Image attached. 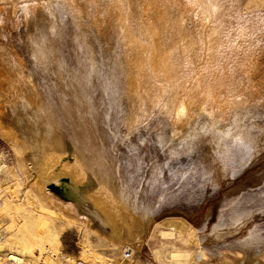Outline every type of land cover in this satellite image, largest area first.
Returning <instances> with one entry per match:
<instances>
[{"label":"rangeland","instance_id":"obj_1","mask_svg":"<svg viewBox=\"0 0 264 264\" xmlns=\"http://www.w3.org/2000/svg\"><path fill=\"white\" fill-rule=\"evenodd\" d=\"M130 1L0 0V264L61 251L88 264H247L242 250L264 246V52L251 64L255 17L242 38L232 31L264 0H232L227 29L202 21L197 0ZM167 47L184 54L164 82L154 76ZM175 101L188 107L178 122ZM38 171L53 179L39 184ZM71 179L106 201L123 240L63 194ZM121 204L150 225L124 219Z\"/></svg>","mask_w":264,"mask_h":264},{"label":"bare ground","instance_id":"obj_2","mask_svg":"<svg viewBox=\"0 0 264 264\" xmlns=\"http://www.w3.org/2000/svg\"><path fill=\"white\" fill-rule=\"evenodd\" d=\"M78 1V0H77ZM110 2H112V3H110V4H113V3H115V2H121V1H123V2H125L126 1V4H131V1L130 0H109ZM161 1H163V0H161ZM161 1H159V2H161ZM185 1V0H184ZM198 2H196V3H198L199 4V7H198V9H197V11H196V14L198 15V16H200L201 17V20L202 21H206V20H211V17H215V20L216 21H218V24H220L219 25V27H224V28H230V27H232V24H233V21H234V17H233V9H234V5L232 6L231 5V3H232V0H197ZM237 1V0H236ZM243 2H245V0H239V5H241V3H243ZM146 3V2H145ZM154 3V2H153ZM187 3V2H186ZM67 4V3H66ZM88 4H89V2H88ZM119 4V3H118ZM123 4V3H122ZM91 5V4H90ZM127 6V5H126ZM146 6V5H145ZM93 7V6H92ZM121 7V6H120ZM238 7V6H237ZM54 8V7H53ZM127 9V7H124V9ZM148 8V7H147ZM165 8H166V6H165ZM236 8V7H235ZM240 8H241V6H240ZM240 8H239V10H240ZM81 9V8H80ZM223 9V10H222ZM53 10H55V9H53ZM59 10H61V9H59ZM87 10V9H86ZM238 10V11H239ZM80 11V10H79ZM78 11V12H79ZM237 11V12H238ZM91 12V11H90ZM100 12V11H99ZM123 12H125V11H123ZM241 12H242V10H241ZM104 13V12H103ZM106 13V12H105ZM240 13V12H239ZM245 14H243L245 17H242L239 21H238V23H235L234 25H233V30L232 31H234L233 32V34L235 33V34H237L236 36H238V37H240L241 36V33H242V31L240 32L239 31V33H237V31L239 30V29H243V28H247L248 26H250V25H248V26H246L247 25V20H246V18H252V17H255L256 18V21H254L255 19H253V21H254V24H253V27H254V29H255V32L256 31H258L259 33H255V40L254 41H252V51L250 52V58H251V60H249L250 62H251V64H256L257 65V60H255L256 58L255 57H257L258 55H260L261 54V52H264V8H262L261 10H251V12H244ZM80 14V13H79ZM140 14V13H139ZM234 14H235V12H234ZM237 14V13H236ZM235 14V15H236ZM241 14V13H240ZM84 15V14H83ZM98 15V14H97ZM242 15V14H241ZM85 16V15H84ZM101 16V15H100ZM140 16V15H139ZM196 16V15H195ZM60 17H61V15H60ZM89 17V16H88ZM158 17V16H157ZM156 17V18H157ZM101 18V17H100ZM161 18V17H160ZM238 18V17H237ZM240 18V17H239ZM60 19V18H59ZM143 19V18H142ZM213 20V19H212ZM233 20V21H232ZM114 21V20H113ZM143 21H144V19H143ZM251 22V21H250ZM258 22V24H256ZM217 23V22H216ZM35 25V24H34ZM97 25V24H96ZM215 25H217V24H215ZM154 25H152V24H150V23H148L145 27H144V31L146 32V33H150L151 31H153V27ZM159 26V25H158ZM203 26V25H202ZM212 26V25H211ZM215 27V26H214ZM212 28V31H213V33H219L221 30H220V28L219 27H215V28ZM230 31H231V29H230ZM246 31V30H245ZM253 31V30H252ZM145 33V34H146ZM163 33V32H162ZM231 33V32H230ZM243 33H244V31H243ZM247 33V32H246ZM246 33H244L245 35H246ZM250 33H251V31H250ZM168 35V34H167ZM231 35V34H230ZM253 35V34H252ZM198 36V35H197ZM221 36V35H220ZM235 36V35H234ZM247 36V35H246ZM196 37V36H195ZM222 37V36H221ZM247 37H249V36H247ZM222 38H224V36L222 37ZM235 38V37H234ZM234 38H233V42H234ZM240 38H242V37H240ZM253 38H251V40H252ZM164 40H166V39H164ZM248 40V39H247ZM139 41V40H138ZM239 41V39H237V42ZM241 41V40H240ZM242 41H245V40H243L242 39ZM248 42V41H247ZM246 42V43H247ZM249 42L251 43V41L249 40ZM236 43V42H235ZM242 43V42H241ZM149 44V43H148ZM234 45V44H233ZM251 45V44H250ZM160 46V45H159ZM235 46V45H234ZM240 47L242 46V44L241 45H239ZM245 46V45H244ZM247 46V45H246ZM161 47H164V46H161ZM209 48H211V46L209 47ZM218 48V47H217ZM237 48H238V46H237ZM242 48V47H241ZM161 50H160V52H159V54H158V65H159V63H160V67L158 68V73H156L155 74V78H158V80H163L164 82L166 81V80H168L167 78V74L168 73H171L172 71L173 72H175V69L177 68H174L175 67V64H176V60L178 59V57L179 56H177V53H179V54H181V52H183V54H184V50H181V52L178 50V52L176 51L178 48L177 47H167V48H165L164 50L162 49V48H160ZM216 49V48H215ZM219 49V48H218ZM230 49H232V48H230ZM229 49V50H230ZM217 50V49H216ZM222 50V49H221ZM234 50V49H233ZM243 50V49H242ZM218 51V50H217ZM224 53L226 52V48L224 49V50H222ZM41 52V51H40ZM158 52V51H157ZM186 52V51H185ZM237 52V51H236ZM239 52H240V50H239ZM243 52H244V50H243ZM39 53V52H38ZM219 53V52H218ZM217 53V54H218ZM222 53V52H221ZM220 54V53H219ZM187 55V54H186ZM223 55V54H222ZM220 56V57H222L221 58V60L224 58L223 56ZM233 55V52L231 53V56ZM216 56H219V55H215V57ZM228 56V55H227ZM187 57V56H186ZM208 58H209V60L211 59V55H208ZM232 58V57H231ZM240 58V57H239ZM255 58V59H254ZM226 59V58H225ZM225 59H223V63H224V61H225ZM227 59H230V58H227ZM235 59V58H234ZM242 59V58H241ZM180 60V59H179ZM192 60V59H191ZM216 60V62H217V59H215ZM239 60V59H238ZM244 60V59H243ZM219 61H220V59H219ZM218 61V62H219ZM227 61V60H226ZM225 61V62H226ZM232 61H233V59H232ZM231 61V62H232ZM187 62V63H186ZM217 62V63H218ZM239 62V64H241V62L240 61H238ZM233 63H234V61H233ZM233 63H231V65L230 66H233ZM180 64H181V62H180ZM179 64V65H180ZM192 64V62L191 61H185V65H187V66H190ZM214 64V63H213ZM250 64V63H249ZM249 64H248V66H249ZM183 65V64H182ZM220 65V64H219ZM224 65V64H223ZM226 65V64H225ZM224 65V66H225ZM227 65H228V63H227ZM235 65V64H234ZM243 65V64H242ZM218 66V64L216 65V67ZM222 65H220L219 67H221ZM229 66V67H230ZM255 66V65H254ZM183 67V66H182ZM192 67V66H191ZM229 67H227V68H229ZM234 67V66H233ZM236 68V67H235ZM234 68V69H235ZM246 68V67H245ZM157 69V68H156ZM189 69L191 70V68L189 67ZM193 69H194V67H193ZM218 68H216V70H217ZM220 69V68H219ZM222 69H223V67H222ZM234 69H231V67L229 68V70H234ZM237 69V68H236ZM179 70V69H178ZM190 70H188V71H190ZM228 70V69H227ZM238 70V69H237ZM248 70H249V67H248ZM186 71H187V69H186ZM187 71V72H188ZM194 71V70H193ZM236 71V70H235ZM156 72V71H155ZM182 72V71H181ZM186 72V73H187ZM192 72V71H191ZM220 72H221V70H220ZM225 72H227L228 74H229V72L230 71H226V69H225ZM238 72V71H237ZM246 72V71H245ZM189 73V72H188ZM235 73V72H234ZM233 73V74H234ZM220 74V73H219ZM221 74H223V73H221ZM226 74V73H225ZM231 74V73H230ZM237 74H239V73H237ZM189 75V74H188ZM236 75V74H235ZM234 75V76H235ZM192 76V75H191ZM190 76V77H191ZM228 76H230V75H227V77ZM231 76H232V74H231ZM167 77V78H166ZM171 77V76H170ZM226 77V76H225ZM240 77V76H239ZM188 78H189V76H188ZM236 78H238V77H236ZM243 78H244V76H243ZM223 79H225V78H223ZM216 80V79H215ZM229 80H231V78L229 79ZM234 80V79H233ZM232 80V81H233ZM238 80H239V78H238ZM241 80V79H240ZM246 80V79H245ZM9 81V80H8ZM235 81H236V79H235ZM197 82V81H196ZM234 82V81H233ZM237 82V81H236ZM155 83V82H154ZM159 83V82H158ZM191 83V82H190ZM218 83V82H217ZM235 83V82H234ZM238 83H239V81H238ZM243 83H245V84H247L248 85V82H247V80L244 82V80H243ZM242 83V84H243ZM251 83V82H250ZM170 84L171 83H167V86L168 87H170ZM177 84V83H176ZM222 84V83H221ZM245 84H243V87H244V85ZM157 85V84H156ZM159 85V84H158ZM164 85V84H163ZM166 85V84H165ZM215 85V84H214ZM213 85V86H214ZM218 85V84H217ZM241 85V84H240ZM172 86V85H171ZM176 86V85H175ZM193 86V85H192ZM216 86V85H215ZM214 86V87H215ZM236 86H237V84H236ZM159 88L161 87L160 85L158 86ZM173 87V86H172ZM249 87V85L248 86H246L245 88H248ZM159 88H156V90L158 91V90H160ZM163 88V87H162ZM176 87H174V89H175ZM208 88V87H207ZM207 88H205L206 90H207ZM217 87H215L214 89H216ZM166 89V88H165ZM171 89V88H170ZM170 89H169V91H170ZM203 89H204V87H203ZM213 88H212V90H214ZM218 89V88H217ZM222 88H220L219 89V91L221 90ZM242 89V88H241ZM241 89H239V90H241ZM249 89V88H248ZM261 89L262 90H264V85H262V86H257V88L255 89V92L256 93H259L262 97H264V91H261ZM150 90H151V88H150ZM155 90V89H154ZM167 90V89H166ZM166 90L164 91V95H165V93H166ZM205 90V92H207ZM244 90V89H243ZM246 90V89H245ZM244 90V91H245ZM163 91V90H162ZM168 91V92H169ZM173 91V90H172ZM176 91V90H175ZM216 91V90H215ZM236 91V90H235ZM152 92V91H151ZM167 92V93H168ZM171 92V91H170ZM209 92V91H208ZM207 92V93H208ZM225 92V91H224ZM247 91H245V93H246ZM162 93V92H161ZM221 93V92H220ZM219 93V94H220ZM237 93V92H236ZM244 93V92H243ZM195 94V93H194ZM209 94V93H208ZM218 94V93H217ZM239 94H240V92H239ZM247 94V93H246ZM251 94V93H250ZM253 94V93H252ZM167 95V94H166ZM165 95V96H166ZM168 95H169V93H168ZM221 95H222V93H221ZM205 96V98H206V96L207 95H204ZM218 96V95H217ZM225 96H226V93H225ZM240 96V95H239ZM247 96V95H246ZM253 96V95H252ZM167 97H169V96H167ZM167 97H165V98H167ZM224 97V96H223ZM222 97V98H223ZM227 97V96H226ZM234 97V96H233ZM245 97V96H244ZM148 102L150 103V105H155V104H158V105H160V102H161V98H160V95H159V93H157V92H155L154 94L153 93H150L149 95H148ZM164 99V98H163ZM178 99V98H177ZM225 99H227V98H225ZM168 100H169V98H168ZM189 100V99H188ZM220 100V99H219ZM229 100V99H228ZM227 100V101H228ZM234 100V99H233ZM178 101V100H177ZM177 101H175L174 103H175V109H173V114H174V118H173V120L174 121H180L181 120V118L183 117V116H185V112H187L188 110H187V106H186V104H184L183 102H181V103H179V105H177L176 104V102ZM191 101V99L188 101V103ZM194 101V100H193ZM207 101V100H206ZM210 101V100H209ZM222 101V100H221ZM242 101V100H241ZM29 102V101H28ZM169 102V101H168ZM204 102H205V99H204ZM218 102V101H217ZM22 103V102H21ZM206 103V102H205ZM207 103H208V101H207ZM206 103V104H207ZM234 103V102H233ZM165 104H166V102H165ZM165 104H163V101H162V105L161 106H164ZM210 105V104H209ZM172 106V105H171ZM227 107H228V105H227ZM204 108V107H203ZM201 111V110H200ZM171 112H172V110H171ZM201 113V112H200ZM205 114V113H204ZM216 115V114H215ZM245 115V114H244ZM247 115V116H246ZM245 116H246V120H248L249 118H251V117H253L250 113H247ZM242 119V118H241ZM18 120V119H17ZM19 122L20 121H18V124H19ZM25 122V121H24ZM30 123V122H29ZM175 123V122H174ZM208 123V122H207ZM27 124V123H26ZM21 125H23V123L21 124ZM28 126H29V124H28ZM188 126V125H187ZM19 127V126H18ZM24 127V126H23ZM23 127H22V130H23ZM200 127V126H199ZM21 128V127H20ZM25 128H26V126H25ZM30 131V130H29ZM207 131V130H206ZM175 132V131H174ZM173 133V132H172ZM174 134V133H173ZM33 140V139H32ZM38 141V140H37ZM172 143V142H171ZM33 148L34 149H36L37 150V148H38V144L37 143H34L33 144ZM34 156V155H33ZM34 158V157H33ZM37 159V158H36ZM38 163V162H37ZM36 162L34 163V168H36V166H38L39 164H37ZM36 175H37V180H36V182L38 181V183L39 184H41V179H43L45 176H44V173L42 172V171H38L37 173H36ZM53 179V177L52 176H48V177H45L44 178V181L43 182H46V184H48L51 180ZM76 184H74L73 183V181H72V179L71 180H68V185H67V187H65V188H63V194L65 195V196H67L68 198H71L72 200H74L76 203H77V205L79 206V208L81 209V211L85 214V215H87V216H89L95 223H96V225H98L100 228H102L103 230H105L106 232H109L108 234L110 235V236H112V237H114V238H116V239H119V240H123V238H124V236L122 235V232H121V223L116 219V216L113 214V212H111V210L109 209V207H108V205L106 204V201L103 199V198H95V197H93V198H91V197H89V195L88 194H85L84 192H83V190L82 189H79L78 187H76L75 186ZM117 197H119L118 195H117ZM122 199V198H121ZM28 200V199H27ZM29 204H30V207H32V208H34V204L32 203V202H29ZM126 205V204H125ZM123 204H121L120 205V208H123ZM35 209V208H34ZM124 209H126L125 211H124ZM132 209L133 208H126V207H124L123 208V211H122V213H121V215H122V217L124 218V219H126V218H128V213H130L131 215H129V217H131V218H129V219H132L133 220V223L136 225V226H138V227H141V229H144V228H146L148 225H150V223H151V215H149V214H147V213H145V212H143L142 214H139L138 216L137 215H134L133 213L134 212H131L132 211ZM144 223V225H141V223ZM165 222V221H164ZM165 225H167L168 227H174V228H176V229H178V230H183V228H185V223L183 222V221H175V220H167L166 222H165ZM250 233H252V232H250ZM5 234V233H4ZM258 237V236H257ZM251 238V237H250ZM252 238H254V237H252ZM255 239V238H254ZM260 239V238H259ZM249 240V239H248ZM256 240V239H255ZM259 241H262V240H259ZM6 242V240L3 242V243H5ZM247 242V241H246ZM249 242H250V240H249ZM248 242V243H249ZM255 242V241H254ZM257 242V241H256ZM262 242H264V241H262ZM242 243V242H241ZM241 243H238V244H241ZM243 244V243H242ZM242 244L240 245V246H242ZM247 245H249V244H247ZM235 246V245H234ZM237 248H239V246H237ZM253 249H251V250H242V251H244L246 254V257H245V261H243L244 263H247V264H253V263H256L257 261H259L258 260V258H259V256L260 255H264V246H262V247H258V248H256V250L254 249L253 251H252ZM2 251V247H1V245H0V252ZM261 251V252H260ZM213 253H215V251H212ZM40 256V255H39ZM25 261V260H24ZM24 261H22V262H24ZM11 262V264H14L15 262H13V261H10ZM73 262V264H79L80 262H82L83 263V261H72ZM95 262V261H94ZM17 263H21V262H17ZM83 264H88V263H83ZM109 264H112V263H109Z\"/></svg>","mask_w":264,"mask_h":264},{"label":"built area","instance_id":"obj_3","mask_svg":"<svg viewBox=\"0 0 264 264\" xmlns=\"http://www.w3.org/2000/svg\"><path fill=\"white\" fill-rule=\"evenodd\" d=\"M5 227L2 226V228H0V242H4L6 240V234H4L5 232ZM133 253L134 250L132 248H126L123 251L122 254V259L124 261H130L133 259ZM70 256L67 253H63L61 251V253H58V255L53 254V253H44L40 256H36L32 259H26L24 262L21 263H17L15 262L14 264H73L70 261ZM4 264H11L10 261H7ZM80 264V263H79Z\"/></svg>","mask_w":264,"mask_h":264}]
</instances>
